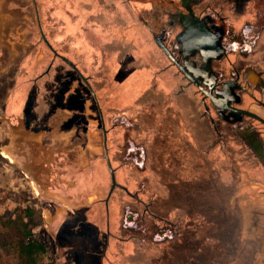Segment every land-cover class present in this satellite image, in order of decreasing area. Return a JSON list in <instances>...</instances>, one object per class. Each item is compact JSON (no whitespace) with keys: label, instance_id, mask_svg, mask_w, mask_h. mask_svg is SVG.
<instances>
[{"label":"rangeland","instance_id":"rangeland-1","mask_svg":"<svg viewBox=\"0 0 264 264\" xmlns=\"http://www.w3.org/2000/svg\"><path fill=\"white\" fill-rule=\"evenodd\" d=\"M110 1L123 6L127 4L128 15L124 16L126 19L118 20L122 24L118 31L110 28V37L102 33L104 37L99 35L103 30L99 16L103 8L99 0H0V235L6 231L4 222L7 219L13 220L23 215L25 208H32L36 216L42 218V224L34 233L44 248L33 262H27L16 248H0V264H93L89 263L92 258L96 264H129L132 255L131 250H126L131 249L129 246L135 249L151 247L142 251L144 261L147 259L150 262L152 256L162 252L156 244L170 241L176 245L184 237L180 235L179 227L176 232L159 230L153 218L144 215L146 208L140 203L159 212L160 207L165 205L174 218V212L182 202L181 193L187 194L188 191L193 196L195 189L196 195L200 191V188L197 190L198 185H194L197 181L193 173L201 167L196 166L194 172L183 168L185 164L187 166L188 157L187 151L182 148L190 138L188 131L197 129L199 124L196 120L184 118L181 104H186L184 97L187 92L179 90L178 79L174 82L171 78L178 77L173 67L169 75L163 74L166 59L161 58V50L146 26L138 18L135 19L126 0ZM238 8V19L234 21L237 24L244 20L248 12L242 9L245 7ZM225 13L224 16H228L229 12ZM251 13L256 16V28L261 24L259 15L262 13L255 6ZM107 14L112 21L114 14L110 11ZM259 27L255 32L246 28L230 39L225 49L229 57L223 56L217 61L223 71L230 69L229 60L238 69L247 67L264 76V57H259L264 51V24ZM170 31L176 34L178 28ZM169 37L161 36V43L169 45L177 53L179 41L174 36ZM113 44L127 53L120 62L109 59L107 66L112 83L111 102L118 98L122 100L120 104L116 102L117 105L111 106L110 113L121 117L125 125L130 121L123 129L125 142L135 152L140 163L136 173L144 182V188L139 183L130 186L134 191L139 186L138 199L141 202L125 205L128 210H135L134 213H126L122 231H115V212L120 214V211L111 208L107 212L103 201L99 200L108 195L109 189L107 171L103 170L101 163L87 167L89 161L84 155L81 161L72 165V172H67L71 167L67 156L69 146L81 140L79 133H92L93 125H98L97 122H88L84 114L89 107L91 120L98 121L94 102L85 98L84 93L77 98L71 95L66 101L61 96L63 90L73 83L77 87L73 96L83 90L76 72L64 60L72 62L81 72L91 73L98 69L100 48L107 45L113 49ZM154 51L159 52L153 54ZM56 71H60L62 77ZM56 109L59 116H75L64 123L66 135L62 141L65 145H62V152L52 150L57 154L53 163V153L48 151L50 142L46 139L41 142L39 136V143L30 141L25 151L16 153L15 159L3 156L2 146L7 143L9 134L18 132L17 126L22 125V131L34 134L51 130L53 111ZM186 114H195L193 106L187 105ZM50 135H47L48 139ZM29 138L24 136L26 141ZM143 143L147 147L152 144L149 153L146 148H141ZM59 154L64 156L59 157ZM21 160L27 169L19 166ZM203 174L202 179L208 178L206 171ZM221 174L220 171L214 172L218 180L222 179ZM256 178L254 175L248 187H239L240 190L234 192L238 198L235 204L244 208V212L248 205L242 199H248V204L252 206L264 203V196H261L264 183L255 184L258 182ZM238 200L241 201L237 203ZM216 205L215 200L207 201L204 210L199 208V211L209 212ZM163 216L167 217V214ZM205 218L204 223L198 224V229L201 225L209 227L215 219L214 215ZM172 221L177 223V218ZM235 225L228 224V232L223 229L218 239L213 236V242H229L230 231ZM248 226V232L241 236L244 238L248 234L249 242L262 246L256 264H264V212L249 214ZM107 231L111 233L106 235L104 242L101 239L97 243L98 233ZM113 236L125 241L119 243Z\"/></svg>","mask_w":264,"mask_h":264},{"label":"flooded vegetation","instance_id":"flooded-vegetation-1","mask_svg":"<svg viewBox=\"0 0 264 264\" xmlns=\"http://www.w3.org/2000/svg\"><path fill=\"white\" fill-rule=\"evenodd\" d=\"M246 1L126 0L135 19L138 18L143 26H146L147 32L152 35L161 50V52L154 51L153 54L159 52L162 53L161 58L165 57L167 63L163 74L169 75L171 67L174 68V72L178 73V77L172 76L171 78L174 82L178 79L179 90L187 92L184 97L186 104H181L184 118L189 119L188 121L196 120L199 124L197 129L188 131L190 138L183 143L182 148L183 151H187L188 157L187 166L185 164L183 168L194 172L196 166L201 167L193 173L195 181H197L194 185L195 187L198 185L197 190L200 188V191L196 195L195 189L193 196L188 191L187 194L182 195L181 193V208L179 206V209L174 212V218L170 216L171 212L165 205L160 207L159 212L149 209V205L144 206V203H140L146 208L144 215L153 218L159 230L176 232L179 227L180 235L184 236L176 245L170 241L156 244L155 246L159 247L162 252L152 256L150 262L146 259L147 264H225V262L226 264L234 262L256 264L257 261L259 262L262 246L259 243L249 242L248 234L244 238L241 235L248 232L249 214L263 213L264 203L252 206L248 204V199H242L248 205L244 212V208H238L235 204V200L238 198L234 192H238L243 186L248 187L249 180L254 175L258 180L255 184L263 185L264 183V123L232 109L251 112L264 120V76L255 74L247 67L238 69L229 60L227 63L231 65L230 69L223 71L217 62L221 57L224 58L223 56L229 57L225 49L234 32L229 29L230 19L224 16V11L230 10L234 6L239 7ZM253 1L255 7L264 4V0ZM99 5L101 9L103 8V12L99 14L103 30L99 35H103L102 33L108 35L110 28L118 31L122 26L118 20L126 19L124 16L128 15L127 4L123 6L122 3L117 4L116 1L99 0ZM109 11L114 14L112 21L107 18ZM258 11L262 13L259 15V17L261 16L259 21L263 25L264 12L259 8ZM246 21L245 19L238 21V24L242 27ZM174 28H178L176 34L170 31ZM168 35L174 36L175 40L179 41L177 53L169 45H162L161 36L168 37ZM108 36L110 37V35ZM187 41H189L190 47H185ZM192 45L196 46L198 51L191 47ZM199 49L203 52H200ZM98 53L101 56L98 69L91 73L81 72L69 60L64 61L76 72L83 87L80 94L72 97L77 98L84 93L85 98L91 99L96 107L98 119L96 121L99 124L98 141L97 139L91 140V143L98 145L101 150L98 159L103 170L107 171L106 179L109 181L108 195L99 200L103 201L107 212L111 208L120 211V214L115 212L117 215V217L115 216L117 219L115 231H122L126 213H134L135 210H128L125 205L141 202L138 199L140 196L139 186L137 185L135 191L131 190L130 186L133 183H139L141 187L144 185L136 173L140 163L135 157L131 145L125 142L123 129L130 121L125 125L121 117H114L110 113L111 106L117 105L116 102L120 104L119 102L122 100L118 98L111 102L112 83L108 76L107 66L109 59H116L119 62L124 60V55L127 52L124 53L118 47L115 48V44H113V49L103 45ZM261 54L264 57V51ZM56 72L59 77H62L60 71ZM187 105L193 106L194 115L186 114ZM53 113L54 118L51 122L53 126L49 130L51 135L49 139L47 137L45 139L50 142L51 150L62 152V145L65 144L60 137L65 130L63 125L65 119L63 118H67V116L63 114V116H59L60 113L57 110ZM95 128L93 125V129ZM79 137L80 141L69 146L67 152L69 161H72L78 153V147L85 143L86 137L80 133ZM150 145L152 147V144ZM150 145L147 147L143 143L140 146L146 148L149 153ZM85 156L91 163V153L87 151ZM182 164L184 165V163ZM205 171L209 176L202 179L201 176H204L203 172ZM219 171L222 173L221 180L214 176V172ZM224 175L225 178H223ZM113 177L115 182H113ZM261 196H264V190L261 191ZM214 200L217 204L215 208L213 207L209 212L200 213L199 208L203 209L207 201ZM240 201L238 200L237 203ZM249 209L251 211H248ZM212 211L215 213H211ZM162 213L167 214V217H164ZM208 215H214L215 219L211 221L212 224L209 227L201 225V228L198 229V224L203 222ZM128 217L132 218L131 215ZM175 218H177V223L172 221H175ZM232 223L236 225L234 230L230 231V241L213 242V236L218 239V234H221L223 229L228 232V224ZM258 227H260V223ZM115 238L119 243H123L121 240H125L117 236ZM219 240L221 241V238ZM241 240L245 242H241ZM129 247L131 249L127 248L126 250H131V256H136L133 253L135 251H147L151 248ZM186 256L189 258L187 259ZM130 261L129 259L128 263L132 264Z\"/></svg>","mask_w":264,"mask_h":264},{"label":"crops","instance_id":"crops-1","mask_svg":"<svg viewBox=\"0 0 264 264\" xmlns=\"http://www.w3.org/2000/svg\"><path fill=\"white\" fill-rule=\"evenodd\" d=\"M260 1H262V0H260ZM254 4H255V2L253 0H247L243 5H241V8L245 7V8H242V9H245L246 12L248 11L247 14H246V17L244 18L248 22L246 21V23H244L242 25V27H240V25L237 24V22L236 23L234 22L235 19H238V14H237V11L239 9L238 7L234 6L230 10L224 11V15H226L225 12H229L228 16H226V17L230 19L229 29L234 31L233 32V36L234 35L235 36L240 35L244 31V29L246 30V28L253 29L254 32L257 29H259V27L255 28L256 24L254 23V21H255L256 16H254L251 13V10H254ZM256 7L261 9L264 12V4L263 5L260 4V5L256 6ZM235 9H236V11H235ZM263 24H264V22H263ZM260 56H262V54H260L259 57ZM75 87H76V85L73 83V84L69 85L65 90H63V92L61 93V96H62V99L64 101L68 100L69 96H71V95L73 96L74 95L75 89H76ZM62 104L64 106H66V104L64 102ZM60 107H63V106H60ZM58 110H60V109H58ZM84 114H85L86 120L88 122H94V123L97 122V121H92L91 120V118L89 116V107L87 109H85ZM74 116H75V114H67V118L63 121V125H64V123H66V122L68 123L69 121H71ZM98 127H99V124L96 126V128L93 130L92 133L89 132V131H86L85 134L83 132L80 133V134L84 135L87 138V142L82 143L78 147V153L75 155V157L72 159V161H70L71 162L70 163L71 167L67 170V172H69V173L72 172V169H73L72 165L75 162L78 163V161H81L80 159H82V157H84V155L86 154L87 151H90V153L93 155V157L91 158L92 162L91 163L88 162L87 166L90 167L92 165L100 163V161L98 159V154H100L101 150L99 149L98 145L90 144L91 140L97 139V141H98ZM11 128H14V126L11 125ZM17 129H18V132L17 131H13L12 134H9L7 143L2 146L3 156L6 157V158H12L13 157V159H15L16 153L18 154L19 152L25 151L26 148L28 147V145L31 144V142L34 143V144L36 142L39 143L38 136L41 139L40 141L43 142V139H45V137H47V135H49V133H50V131L47 130V129H46V131H39L37 134H34L31 131H26V130L22 131L23 130L22 125L17 126ZM65 131L66 130H64V133L61 134V137H60L61 140L66 135ZM25 135L29 136L30 140H27V141L24 140V136ZM48 145H49V147H48L49 153H53L52 154L53 155L52 156V158H53L52 159V163H53L54 162V156L56 155V153L52 152L50 144H48ZM4 152H5V154H4ZM63 156H64V154H59V157H63ZM24 163L25 162H23L21 160V163H20L19 166H21L25 170V168L27 169V167L24 165ZM67 176H68V174H67ZM84 182H86V180H84ZM68 186H71V185L68 184ZM98 234L99 235L96 236L97 243H100L101 239H103V242H104V240L106 238V235H109V231H107V232H99ZM100 235H101V237H100ZM113 239L116 241L115 237H113ZM123 241H125V240H121V242H123ZM133 253H135L136 256H131L130 255V260H131L130 262H132V264H147V262L144 261V257L145 256H143L144 254L142 253V251H135ZM89 263L96 264L95 260L93 258L89 259Z\"/></svg>","mask_w":264,"mask_h":264},{"label":"trees","instance_id":"trees-1","mask_svg":"<svg viewBox=\"0 0 264 264\" xmlns=\"http://www.w3.org/2000/svg\"><path fill=\"white\" fill-rule=\"evenodd\" d=\"M42 224V218L36 216L35 210L25 208L23 215L4 222L5 232L0 235V248H16L27 262L35 261L39 252L44 250L34 230Z\"/></svg>","mask_w":264,"mask_h":264},{"label":"water","instance_id":"water-1","mask_svg":"<svg viewBox=\"0 0 264 264\" xmlns=\"http://www.w3.org/2000/svg\"><path fill=\"white\" fill-rule=\"evenodd\" d=\"M208 32V31H207ZM189 41H187V42H185V47H190L189 46V43H188ZM191 47H193V48H195L196 50H197V48H196V46H191ZM195 50V51H196ZM198 51V50H197ZM199 51L200 52H203V50H201V49H199ZM232 110H234V111H236V112H238V113H240V114H245V115H248V116H250V117H253V118H256V119H258L259 121H261L262 123H264V120L262 119V118H260V117H258V116H256L255 114H253V113H251V112H247V111H242V110H238V109H232ZM113 182H115V180H114V177H113Z\"/></svg>","mask_w":264,"mask_h":264}]
</instances>
